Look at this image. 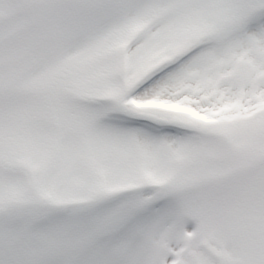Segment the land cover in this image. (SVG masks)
Returning <instances> with one entry per match:
<instances>
[{"label":"snow or ice","instance_id":"6c2138e0","mask_svg":"<svg viewBox=\"0 0 264 264\" xmlns=\"http://www.w3.org/2000/svg\"><path fill=\"white\" fill-rule=\"evenodd\" d=\"M0 264H264V0H0Z\"/></svg>","mask_w":264,"mask_h":264}]
</instances>
